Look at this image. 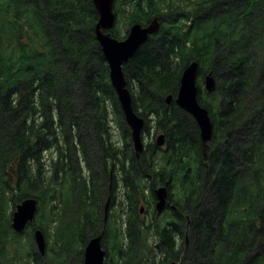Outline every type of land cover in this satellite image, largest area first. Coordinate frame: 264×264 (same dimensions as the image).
Instances as JSON below:
<instances>
[{
  "label": "trees",
  "instance_id": "trees-1",
  "mask_svg": "<svg viewBox=\"0 0 264 264\" xmlns=\"http://www.w3.org/2000/svg\"><path fill=\"white\" fill-rule=\"evenodd\" d=\"M115 13L129 26L161 23L124 72L146 131L152 122L166 135L165 152L151 144L136 156L92 0H0V264H29L27 257L83 264L86 244L99 235L106 264H144L153 248L139 205L155 203V186L177 195L170 192L169 222L155 225L161 263L264 264V0H116ZM112 35L126 38L116 28ZM193 62L199 84L209 72L217 82L212 94L199 92L215 125L207 151L194 119L166 104ZM112 110L122 115L123 148L113 138ZM121 183L127 246L106 219ZM15 192V203L39 201L33 226L50 241L45 256L34 244L26 251L31 231L11 229L7 202Z\"/></svg>",
  "mask_w": 264,
  "mask_h": 264
},
{
  "label": "water",
  "instance_id": "water-1",
  "mask_svg": "<svg viewBox=\"0 0 264 264\" xmlns=\"http://www.w3.org/2000/svg\"><path fill=\"white\" fill-rule=\"evenodd\" d=\"M92 1L99 15L95 27L96 38L109 67L111 85L115 90L125 121L131 130L135 153L137 157H140L145 149L142 136L145 120L134 110L132 94L124 73V65H127L135 57L150 36L160 31L161 25L157 18L145 27L141 24H134L131 26L127 38L119 41L113 38L109 32L113 30L116 23L115 0ZM198 71V62H193L184 69L175 101L180 109L193 117L199 127L202 142L207 145L213 137V124L209 111L202 107L198 101ZM204 88L208 93H213L216 90L217 82L213 74L210 73L204 78ZM172 100L173 97L168 96L167 104L170 105ZM157 145L159 147L165 145V135H160L157 138ZM155 195L157 198L156 210L161 213L168 206V189L166 187L158 188L155 190ZM37 205L36 199L28 198L17 206L12 217V228L16 233H22L27 225L34 221L38 211ZM35 241L39 251L44 255L46 241L41 230L35 232ZM106 256L107 252L102 246V236L95 237L85 249L84 264H104Z\"/></svg>",
  "mask_w": 264,
  "mask_h": 264
},
{
  "label": "rangeland",
  "instance_id": "rangeland-1",
  "mask_svg": "<svg viewBox=\"0 0 264 264\" xmlns=\"http://www.w3.org/2000/svg\"><path fill=\"white\" fill-rule=\"evenodd\" d=\"M129 27L130 26L127 25V22H126V18H121L120 22L116 24L115 28L119 30V32L121 33L122 36H126ZM211 74H213V72H211ZM213 76H214V74H213ZM202 79H203V76H202ZM198 86H199V84H198ZM131 87H132V93L136 94L138 91H137L136 86L134 85V83H131ZM199 88L201 89L202 92H205L204 88L202 89V84H201V87L199 86ZM199 97H200V93L198 95V98ZM200 100H201V97H200ZM201 102H202V100H201ZM121 117H122V115L120 116L116 111L112 110V114H111L110 119L113 122L112 123L113 138H114V141L117 142L118 145L121 148H123L124 141H123V131H122V124H121ZM211 119H212V122H213V118L212 117H211ZM213 124H214V122H213ZM214 127H215V125H214ZM123 129H124V124H123ZM162 134H163V132H161L160 130L156 131L154 123H150L149 131L146 132V133L144 132V134H143V139H144L145 146L146 145H151L153 143H156L157 137L159 135H162ZM213 140H215V131H214ZM213 140L211 142L215 143V141H213ZM50 157L51 156L49 154H47L45 156V165H46L45 170L46 171L51 166V163L49 162ZM47 165H48V167H47ZM48 175H50V173ZM156 181L159 182L158 179H156ZM144 182H147V181H144ZM171 191L173 193V196L177 197V195H175V193H174V192H176V190L173 189ZM148 192L149 191H147V194H148ZM15 194H17V193L15 192L13 194H10L9 198H8V202H7V214H8V216L10 218H12L13 213L16 211L17 205L20 204L24 200V199H22L20 202L15 203L12 200ZM124 195H125V190H124L123 184L121 183V184H119V187H118L116 203L111 204L108 201L106 202V205H107V217H106V219H107V221L110 222L112 227L116 226V227L120 228V231L122 232V234H124L123 237H122V242H123V244L125 246H127L128 242H127V239H126V214H127L128 208H127V204L126 203H122L123 200H124ZM104 198H105V189L104 190L100 189L99 196H98V202L100 203L101 200L104 199ZM112 203H113V201H112ZM139 209H143L144 210L143 214H141V218H142V220L144 221L145 225L148 227V230H149V234H148V237H147V245L150 247V249L153 248V252H151V255L143 256L144 264H164V263H161V261L164 258V255L161 254L155 247L156 244H157V241H158V238L156 237V233H155L156 232L155 225L156 224H161L160 227L165 226L169 222V218H168V214L169 213H166L168 211H166V212L164 211L162 214L156 215V213H155L156 203L153 204L151 199H149V200L146 199V201L144 199L142 204L139 205ZM9 224L11 225V219L9 221ZM46 226H47L50 234L52 236H54L55 232H56L54 226L53 225H46ZM149 227H150V229H149ZM37 228L38 227H36L35 229H37ZM31 229L32 228L28 229V231H31ZM24 241L27 244L25 246L26 251H29V248L31 247V245L33 246V244H34V240H33L32 235L30 233L25 235L24 236ZM180 242L181 241L179 240L178 244H180ZM47 244H48V250H49L50 242H48ZM35 251L38 252V250L36 248V245H35ZM145 252H146V254L148 253V249L147 248H146ZM181 252H184V250H182ZM25 254H26V252H25ZM23 260L25 262L29 263V264H33V259H30V258L27 257L26 259H23ZM108 260H109V258H108ZM173 262H180L182 264L181 260L180 261H176L175 260ZM119 264H122L121 260L119 261Z\"/></svg>",
  "mask_w": 264,
  "mask_h": 264
},
{
  "label": "bare ground",
  "instance_id": "bare-ground-1",
  "mask_svg": "<svg viewBox=\"0 0 264 264\" xmlns=\"http://www.w3.org/2000/svg\"><path fill=\"white\" fill-rule=\"evenodd\" d=\"M200 104H201V103H200ZM201 106H202V104H201ZM202 107H204V106H202ZM205 108H206V107H205ZM206 109L208 110V108H206ZM208 111H209V110H208ZM209 114H210V112H209ZM210 117H211V115H210ZM211 120H212V119H211ZM212 124H213V122H212ZM214 128H215V127H214V124H213V137H212L211 141H212L213 138H214V131H215ZM201 141H202V139H201ZM211 141H210V142H211ZM210 142H208L207 145H206V144H203L204 147L207 146V147L209 148V144H210ZM202 143H203V142H202ZM167 201H168V206H169V205H170V203H169V197H168V200H167ZM156 205H157V203H156ZM168 206H167V207H168ZM173 263H180V262H173ZM173 263H172V264H173Z\"/></svg>",
  "mask_w": 264,
  "mask_h": 264
},
{
  "label": "flooded vegetation",
  "instance_id": "flooded-vegetation-1",
  "mask_svg": "<svg viewBox=\"0 0 264 264\" xmlns=\"http://www.w3.org/2000/svg\"><path fill=\"white\" fill-rule=\"evenodd\" d=\"M208 149H210V148H208ZM116 201H117V200H116ZM116 201L113 202L112 204L116 203ZM169 203H170V205L168 206V208H176V207L174 206V204L171 202L170 197H169ZM141 211H143V209H141Z\"/></svg>",
  "mask_w": 264,
  "mask_h": 264
}]
</instances>
